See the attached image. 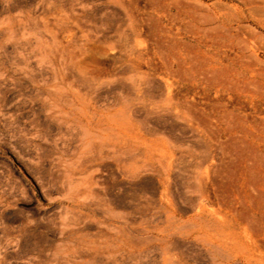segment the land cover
<instances>
[{
  "label": "rangeland",
  "instance_id": "1",
  "mask_svg": "<svg viewBox=\"0 0 264 264\" xmlns=\"http://www.w3.org/2000/svg\"><path fill=\"white\" fill-rule=\"evenodd\" d=\"M0 264H264V0H0Z\"/></svg>",
  "mask_w": 264,
  "mask_h": 264
},
{
  "label": "bare ground",
  "instance_id": "2",
  "mask_svg": "<svg viewBox=\"0 0 264 264\" xmlns=\"http://www.w3.org/2000/svg\"><path fill=\"white\" fill-rule=\"evenodd\" d=\"M237 75L238 74H235V73L234 74H228L227 72H217V73H214L213 74L212 78L209 81H212V82L216 83L218 86L225 87V86H227V84H229L232 81L231 79L234 78ZM232 119H233V121H235L234 118H232ZM234 127L235 126L233 125L232 128H234ZM233 130H235V128ZM238 132H246V131L245 130H242V129H239L236 133H238Z\"/></svg>",
  "mask_w": 264,
  "mask_h": 264
}]
</instances>
